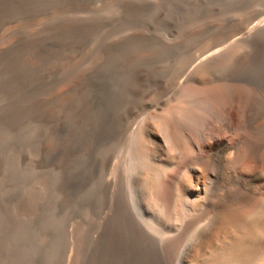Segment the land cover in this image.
<instances>
[{
  "label": "bare ground",
  "instance_id": "6f19581e",
  "mask_svg": "<svg viewBox=\"0 0 264 264\" xmlns=\"http://www.w3.org/2000/svg\"><path fill=\"white\" fill-rule=\"evenodd\" d=\"M60 1L0 0V98L21 90L0 138L35 144L24 179L39 178L20 215L0 204V264H62L75 215L73 264H264V0L180 37L221 0L5 27Z\"/></svg>",
  "mask_w": 264,
  "mask_h": 264
},
{
  "label": "rangeland",
  "instance_id": "374dc122",
  "mask_svg": "<svg viewBox=\"0 0 264 264\" xmlns=\"http://www.w3.org/2000/svg\"><path fill=\"white\" fill-rule=\"evenodd\" d=\"M64 1V3H63ZM70 1V2H69ZM85 1V3H84ZM92 1V2H91ZM106 1V2H105ZM120 1H123V0H113L111 2V0H62L60 2H57V3H54L53 5H50L48 7H45L43 9H41V11L39 10V12H34V13H31V14H28L27 16L26 15H23V16H20V17H17L9 22H7L5 24V27H8L11 32H19V31H27L29 29H33V26L35 27L36 25L38 26V24L40 26H38V28L40 27H43L44 25H47L49 23H52L54 22L55 20L57 19H60V18H64V17H67V16H75V15H82V14H90V12L93 13L91 15H94V14H105L106 13H109L111 12L112 10H114ZM224 1V2H223ZM227 1V2H226ZM89 2V3H88ZM94 2V3H93ZM96 2V3H95ZM257 4H258V0L256 1ZM104 3V4H103ZM112 3V4H111ZM117 3V4H116ZM222 3V4H221ZM221 3L218 4L217 7L215 8H212V9H209L208 13L207 11L201 13L200 15H196L194 17H191L190 19H187L186 21L182 22L179 27L177 28V31H175L176 33H174L173 35L178 37L179 35L182 36L185 34V32H188L189 30L201 25V24H204V23H207V22H210V21H214V20H218V19H222V18H225V17H228V16H233V15H236L238 13H241L242 10L244 9L245 10V7L246 9L247 8H251V7H255L256 5L253 3H251L250 5L248 6H236L235 3L233 2V0H221ZM227 3V4H226ZM59 4V5H58ZM85 4V5H84ZM97 4V5H96ZM226 4V5H225ZM90 5V6H89ZM92 5V6H91ZM104 5V6H103ZM162 4L159 3V4H156L154 6H152L151 8H149L148 12L149 14L151 13L153 16H157L163 9V5L161 6ZM220 5V6H219ZM70 6V7H69ZM107 6V7H105ZM222 6V7H221ZM230 6V7H229ZM232 6V7H231ZM236 6V7H235ZM68 10H66V8ZM94 7V8H93ZM97 7V8H95ZM99 7V8H98ZM242 7V8H241ZM57 8V9H56ZM107 8V9H106ZM158 10H157V9ZM218 8V9H217ZM222 8V9H221ZM236 8V9H235ZM240 8V9H239ZM100 11H99V10ZM102 9V10H101ZM103 9H105L103 11ZM215 9V10H214ZM227 9V10H226ZM242 9V10H241ZM59 10V11H58ZM64 10V11H63ZM73 10H77L76 12L73 11ZM220 10V11H219ZM237 10V11H236ZM241 10V11H240ZM230 11V12H229ZM74 12V13H73ZM87 12V13H86ZM96 12V13H95ZM158 12V14H157ZM213 12V14L211 13ZM234 12H237V13H234ZM46 13V14H45ZM219 13V14H218ZM222 13V14H220ZM228 13V14H227ZM42 14V15H41ZM62 14V15H61ZM212 14V15H211ZM217 14V15H216ZM227 14V15H226ZM45 15V16H44ZM32 16V17H31ZM50 16V17H49ZM52 16V17H51ZM58 16V17H57ZM216 16V17H215ZM31 17V18H30ZM60 17V18H59ZM196 17V18H195ZM198 17V18H197ZM208 17V18H207ZM206 18V19H205ZM218 18V19H217ZM33 19V20H32ZM195 19V20H194ZM197 20V21H196ZM200 20V21H199ZM26 21V22H25ZM28 21V22H27ZM35 22V23H32V22ZM188 21V22H187ZM193 21V22H192ZM198 24H196L195 22ZM39 22V23H38ZM41 22V23H40ZM13 23V24H12ZM28 23V24H27ZM32 23L30 26L29 24ZM185 23V24H183ZM187 23V24H186ZM190 23V24H189ZM193 23V24H192ZM11 24V25H10ZM14 25V27H13ZM182 25V27H181ZM187 25V26H186ZM21 26V27H20ZM184 26V27H183ZM186 26V28H185ZM191 26V27H190ZM11 27V28H10ZM181 28V34L180 33V29ZM185 31V32H184ZM233 31V32H232ZM231 33L232 35L235 37V38H240L242 37L243 35H245L246 33L242 31L243 34H241V36L239 37L241 31L239 30H232ZM240 32V33H239ZM9 33V34H10ZM178 33V34H177ZM239 33V34H238ZM245 33V34H244ZM172 35V36H173ZM213 34H210V36H212ZM237 35V37H236ZM179 36V37H180ZM209 35L207 36V38H204L202 39V42H197L196 44H194L193 46L196 48H200L202 46H204V42L209 39ZM93 41V42H92ZM92 41H90L91 43H87L80 51L79 53L80 54H90V52L95 48L94 46H96L97 42H98V39L95 38L93 39ZM93 43V44H92ZM89 44V46H88ZM92 45V47H91ZM197 45V46H196ZM200 45V47H199ZM90 47V48H89ZM194 47L191 46L192 49H194ZM88 48V49H87ZM93 48V49H92ZM87 50V52H86ZM83 51V52H82ZM87 53V54H86ZM80 54L76 55V58H78L79 60L81 59V57L79 56ZM75 58V59H76ZM83 60V59H82ZM81 60V61H82ZM21 93V90H15L13 92H9L8 94H6L5 96H2V98H0V113H3V110L7 105L11 104L12 102H14L15 100L18 99V97H20L21 95L19 94ZM12 95V96H11ZM14 95V96H13ZM18 97H17V96ZM11 99V100H10ZM6 102H5V101ZM11 102V103H10ZM4 107V108H3ZM5 112V111H4ZM16 137L14 138H6V141L4 139V137H1L0 138V204L2 206H4V208L6 209V214L8 215H11L12 217L14 216H17V215H20V204H21V201H23L24 199V190H26L25 188H31L33 187L34 185L33 184H36L37 182H39V178L38 177H35L33 176V178L30 179L29 182L26 183V180L24 179V165H23V161H22V158L24 156L25 153H29L31 151H33L34 149V145L33 142H30V143H26V142H22V141H18V134L15 135ZM11 139V140H10ZM14 139V140H13ZM9 143H8V142ZM12 141V142H11ZM20 143V144H19ZM23 143V144H22ZM32 143V144H31ZM15 144V145H14ZM25 144V145H24ZM20 145V146H19ZM22 145V146H21ZM19 146V147H18ZM6 147V148H5ZM29 149H28V148ZM3 148V149H2ZM23 148V149H22ZM30 148H31V151H30ZM33 148V149H32ZM2 149V150H1ZM6 149V151H5ZM12 150V151H11ZM27 150V151H25ZM15 151V152H14ZM19 151V152H18ZM12 152H13V155H12ZM9 153V154H8ZM17 153V154H16ZM15 154V155H14ZM21 154V155H20ZM9 155V156H8ZM3 156V157H2ZM5 156V157H4ZM17 156V157H16ZM20 156V157H19ZM22 156V157H21ZM2 157V158H1ZM7 157V158H6ZM19 157V159H18ZM14 160H13V159ZM17 158V160H16ZM6 159L8 161H6ZM5 163V164H4ZM8 163V164H7ZM10 163V164H9ZM14 163V165L12 164ZM2 164V165H1ZM6 165V167H5ZM8 166V167H7ZM2 167V168H1ZM12 167V168H11ZM23 168V169H22ZM6 169V170H5ZM18 173H17V171ZM9 170V171H8ZM11 170V172H10ZM23 171V172H22ZM17 175H16V173ZM20 172V173H19ZM8 174V175H7ZM23 174V175H22ZM5 175V176H4ZM13 175V176H12ZM22 175V176H21ZM14 176H16L14 178ZM2 177V178H1ZM9 177V178H8ZM22 178V179H21ZM2 179V180H1ZM8 179V181H7ZM13 179V180H12ZM16 179V180H15ZM35 180V181H34ZM12 181V182H11ZM4 183V184H3ZM10 183V184H9ZM16 184V186L14 185ZM19 184V185H18ZM22 184V185H21ZM24 184V185H23ZM31 184V185H30ZM18 185V186H17ZM8 186V187H7ZM21 186V187H20ZM30 186V187H29ZM19 189H18V188ZM10 188V189H9ZM2 189V190H1ZM13 189V191H12ZM3 191V192H2ZM6 191V192H5ZM9 191V192H8ZM20 191V192H19ZM18 193V194H17ZM21 193V195H20ZM10 194V195H9ZM5 196V197H4ZM13 196V197H12ZM11 197V198H10ZM5 198V199H4ZM10 198V199H9ZM21 198V199H20ZM15 199V200H14ZM19 201V202H17ZM11 202V203H9ZM8 203V204H7ZM16 203V204H15ZM1 206V207H2ZM13 207V208H12ZM12 208V209H11ZM17 209V210H16ZM9 211V213H8ZM12 211V212H11ZM15 211V212H14ZM20 211V212H18ZM12 214H11V213ZM74 217V218H73ZM71 217L67 224H66V227H65V231H66V238L69 240V242H67V247H66V250L64 252V257H63V260H62V264H73V260H74V257H75V254H76V249H77V243H76V229L78 227V225L81 223V220H82V217L79 215H75ZM78 218V219H77ZM81 218V219H80ZM77 219V220H76ZM71 223H70V222ZM78 222V223H76ZM75 223V225H74ZM71 225V226H70ZM67 229V230H66ZM73 230V231H72ZM72 233V235H71ZM43 234V235H42ZM42 234L39 235L38 237V240H42L45 236H46V232H43ZM42 235V236H41ZM41 236V238H40ZM44 236V237H43ZM71 237V238H70ZM73 238V239H72ZM71 239V240H70ZM72 243H71V242ZM76 244H75V243ZM74 243V244H73ZM73 244V245H72ZM72 246L71 248V252L72 253H68L70 252L69 249L70 247ZM75 251V253H74ZM66 253V254H65ZM69 255V256H68ZM68 256V258H67ZM67 258V259H66ZM65 260V261H64ZM68 261V262H67ZM70 261V262H69ZM31 264H41L39 261H34L33 263Z\"/></svg>",
  "mask_w": 264,
  "mask_h": 264
}]
</instances>
